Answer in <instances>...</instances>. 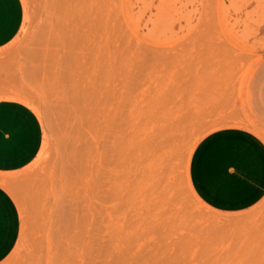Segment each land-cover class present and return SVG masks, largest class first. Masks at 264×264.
<instances>
[{
  "label": "rangeland",
  "instance_id": "obj_1",
  "mask_svg": "<svg viewBox=\"0 0 264 264\" xmlns=\"http://www.w3.org/2000/svg\"><path fill=\"white\" fill-rule=\"evenodd\" d=\"M0 100L37 148L0 184L20 216L0 264H264V200L206 205L208 133L264 141V0H18Z\"/></svg>",
  "mask_w": 264,
  "mask_h": 264
},
{
  "label": "crops",
  "instance_id": "obj_2",
  "mask_svg": "<svg viewBox=\"0 0 264 264\" xmlns=\"http://www.w3.org/2000/svg\"><path fill=\"white\" fill-rule=\"evenodd\" d=\"M21 22L18 0H0V47ZM35 119L16 102L0 100V173L19 170L36 151ZM196 195L221 212L247 210L264 200V141L254 132L220 128L196 145L190 159ZM20 216L10 193L0 184V262L19 236Z\"/></svg>",
  "mask_w": 264,
  "mask_h": 264
}]
</instances>
